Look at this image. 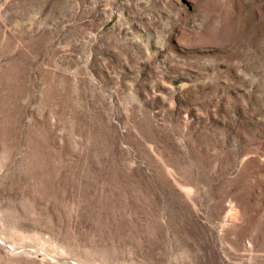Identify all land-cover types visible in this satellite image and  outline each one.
Wrapping results in <instances>:
<instances>
[{
	"label": "rangeland",
	"instance_id": "rangeland-1",
	"mask_svg": "<svg viewBox=\"0 0 264 264\" xmlns=\"http://www.w3.org/2000/svg\"><path fill=\"white\" fill-rule=\"evenodd\" d=\"M0 264H264V0H0Z\"/></svg>",
	"mask_w": 264,
	"mask_h": 264
}]
</instances>
